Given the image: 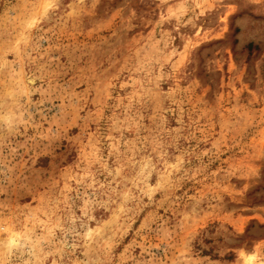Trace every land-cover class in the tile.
Returning a JSON list of instances; mask_svg holds the SVG:
<instances>
[{
	"label": "rangeland",
	"instance_id": "1",
	"mask_svg": "<svg viewBox=\"0 0 264 264\" xmlns=\"http://www.w3.org/2000/svg\"><path fill=\"white\" fill-rule=\"evenodd\" d=\"M0 264H264V0H0Z\"/></svg>",
	"mask_w": 264,
	"mask_h": 264
},
{
	"label": "bare ground",
	"instance_id": "2",
	"mask_svg": "<svg viewBox=\"0 0 264 264\" xmlns=\"http://www.w3.org/2000/svg\"><path fill=\"white\" fill-rule=\"evenodd\" d=\"M14 240L16 241V237H14Z\"/></svg>",
	"mask_w": 264,
	"mask_h": 264
}]
</instances>
